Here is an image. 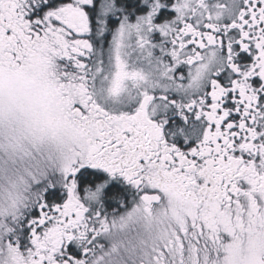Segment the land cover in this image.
Segmentation results:
<instances>
[{
  "label": "snow or ice",
  "instance_id": "6c2138e0",
  "mask_svg": "<svg viewBox=\"0 0 264 264\" xmlns=\"http://www.w3.org/2000/svg\"><path fill=\"white\" fill-rule=\"evenodd\" d=\"M0 264H264V0H0Z\"/></svg>",
  "mask_w": 264,
  "mask_h": 264
}]
</instances>
